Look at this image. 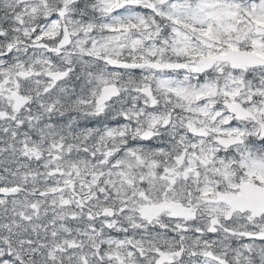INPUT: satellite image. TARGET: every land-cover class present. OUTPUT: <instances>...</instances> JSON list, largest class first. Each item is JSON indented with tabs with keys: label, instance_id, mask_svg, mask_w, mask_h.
Returning <instances> with one entry per match:
<instances>
[{
	"label": "snow or ice",
	"instance_id": "1",
	"mask_svg": "<svg viewBox=\"0 0 264 264\" xmlns=\"http://www.w3.org/2000/svg\"><path fill=\"white\" fill-rule=\"evenodd\" d=\"M0 264H264V0H0Z\"/></svg>",
	"mask_w": 264,
	"mask_h": 264
}]
</instances>
